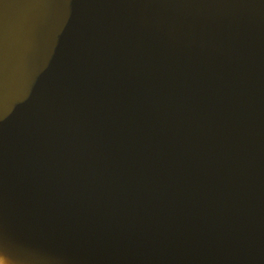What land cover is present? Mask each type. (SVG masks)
<instances>
[{
	"label": "water",
	"instance_id": "95a60500",
	"mask_svg": "<svg viewBox=\"0 0 264 264\" xmlns=\"http://www.w3.org/2000/svg\"><path fill=\"white\" fill-rule=\"evenodd\" d=\"M0 264H264V0H0Z\"/></svg>",
	"mask_w": 264,
	"mask_h": 264
}]
</instances>
